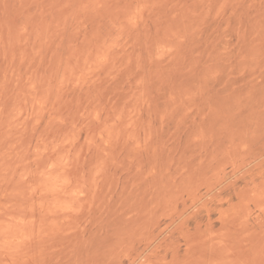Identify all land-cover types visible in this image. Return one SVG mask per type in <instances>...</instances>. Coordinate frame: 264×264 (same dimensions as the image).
Wrapping results in <instances>:
<instances>
[{
	"label": "rangeland",
	"instance_id": "rangeland-1",
	"mask_svg": "<svg viewBox=\"0 0 264 264\" xmlns=\"http://www.w3.org/2000/svg\"><path fill=\"white\" fill-rule=\"evenodd\" d=\"M0 264H264V0H0Z\"/></svg>",
	"mask_w": 264,
	"mask_h": 264
}]
</instances>
